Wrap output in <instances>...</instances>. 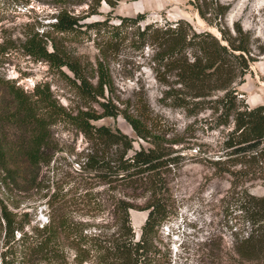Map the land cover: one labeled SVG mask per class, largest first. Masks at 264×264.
I'll return each mask as SVG.
<instances>
[{
  "label": "trees",
  "instance_id": "16d2710c",
  "mask_svg": "<svg viewBox=\"0 0 264 264\" xmlns=\"http://www.w3.org/2000/svg\"><path fill=\"white\" fill-rule=\"evenodd\" d=\"M120 1L55 0L59 8L50 24L52 31L65 39L94 32L100 38L97 41L100 56L95 65L83 63L50 32H32L22 44L33 60L46 62L60 74L82 100V108L70 110L59 103L47 83H38L32 91H25L13 81L0 79V89L9 96V100L0 103V177L7 186L9 182H20L26 176L25 168L37 181L40 170L51 164L59 150L52 131L58 123L82 133L89 142L72 180L66 185L60 181V192L57 185L51 194L45 195L54 215L49 224L41 227V233L31 236L25 233L16 239L14 231L22 230V226H15L4 208L0 264H23L32 255L46 254L47 258L46 249L59 229L60 258L65 256L66 247L75 252L81 263L94 260V264H171L156 239L163 222L173 214L168 174L179 163L180 155L166 144H177L178 140L167 142L156 133L143 101L127 103L123 108L114 103L109 61L125 43L141 51L147 46L153 50L152 68L168 87L162 99L169 101L170 106L184 110L188 116L209 110L215 116L212 120L215 126L231 127L224 136V160L211 162L214 165L231 162L239 167L237 174L252 175L251 179L264 185V103L248 105L240 99L235 85L238 80L244 81L250 64L256 61L250 33L238 24L230 30L215 20L228 11L218 0H191V3L203 18L218 25L219 37L207 30H196L183 18L162 24L146 22L145 13L118 15V22L109 14L90 19L102 14V2L114 10ZM82 5H87L82 11L85 14L75 11ZM259 48L264 54V44ZM167 75L174 77L172 83L166 79ZM118 116L129 123L136 138L116 125L95 123ZM138 139L148 146L141 144L135 148ZM89 180H96L108 189L120 187L122 191L128 189L125 193L137 192L125 194L129 197L126 199L112 195L117 230L111 234L89 233L86 224L71 212L70 206L78 202L94 204L96 208L103 205L93 186H87ZM135 195L143 197L140 208L147 210L138 237L130 216V210L138 207L129 200ZM238 209L245 225L234 242L239 262L264 264V194L240 191Z\"/></svg>",
  "mask_w": 264,
  "mask_h": 264
},
{
  "label": "rangeland",
  "instance_id": "374dc122",
  "mask_svg": "<svg viewBox=\"0 0 264 264\" xmlns=\"http://www.w3.org/2000/svg\"><path fill=\"white\" fill-rule=\"evenodd\" d=\"M218 3L228 7V11L223 18L219 16L215 19L217 22L230 30H234L238 24L252 36L256 61L250 64L244 81L235 83L240 99L250 106L264 103V54L260 53L259 48L264 44V0H218ZM86 7L78 6L75 11L85 14L82 11ZM58 8L55 0H0V79L13 81L25 91H32L38 83H47L59 103L70 110H77L83 107V102L74 89L46 62L33 60L22 48L32 32H50L59 44H63L83 63L96 64L100 56L97 45L100 38L94 32H88L65 39L60 33L53 32L50 24L55 21ZM100 12L102 14L90 19H101L109 14L114 22H118V15L145 13L146 22L158 21L162 24L183 18L198 31L207 30L220 36L218 25L203 18L191 0H121L114 10L102 2ZM152 54L153 50L148 46L141 51L125 43L118 54L111 56L109 70L114 84V103L123 108L127 103L133 105L143 101L157 128L156 133L167 142L178 140L177 144H166L176 150L175 154H179L180 159L168 174L173 214L161 225L156 243L171 264H240L234 249L235 238L245 226L238 209L240 191L264 194V185L259 180L251 179L252 175L237 174L239 167L231 162L220 165L211 162L224 160V136L231 127L215 126L212 121L215 116L209 110L197 116H188L184 110L170 106L169 101L163 100V91L168 87L156 77V71L152 68ZM166 79L170 83L174 81L170 75ZM1 100L0 103L9 100L4 89H0ZM94 107L99 108L97 104ZM95 123L116 125L136 138L122 116ZM52 131L53 142L59 150L51 164L40 170L37 181L32 179L27 168L26 176L18 183L9 182L7 186L0 177V251L3 250L4 208L14 220L13 224L22 226V230L14 231L16 239L25 233L28 236L41 233V227L49 224L54 215L45 195L51 194L57 185L60 192V181L66 185L72 180L76 169L80 168V155L89 147L84 135L75 129L63 128L60 123ZM141 144L148 146L138 139L134 147L138 148ZM87 186H93L103 205L96 208L94 204L78 202L70 206L72 214L86 224L89 233L102 231L108 235L115 232L117 225L114 205L111 204L112 195L126 199L129 197L125 194L137 192L129 190L125 193L128 189L122 191L120 187L108 189V186L98 185L96 180L87 181ZM129 200L138 206L130 210L131 222L138 237L147 210L140 208L143 197L135 195ZM64 250L65 256L60 258L59 229L46 249L47 258L44 257L46 254L32 255L24 259L23 264H94V260L81 263L72 249L65 247Z\"/></svg>",
  "mask_w": 264,
  "mask_h": 264
}]
</instances>
